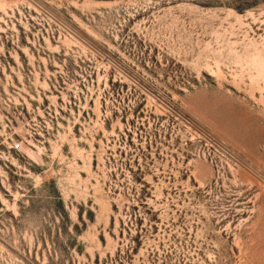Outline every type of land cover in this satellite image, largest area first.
<instances>
[{"label":"rangeland","instance_id":"374dc122","mask_svg":"<svg viewBox=\"0 0 264 264\" xmlns=\"http://www.w3.org/2000/svg\"><path fill=\"white\" fill-rule=\"evenodd\" d=\"M0 264H264V0H0Z\"/></svg>","mask_w":264,"mask_h":264}]
</instances>
